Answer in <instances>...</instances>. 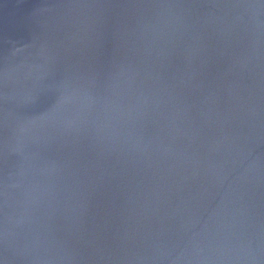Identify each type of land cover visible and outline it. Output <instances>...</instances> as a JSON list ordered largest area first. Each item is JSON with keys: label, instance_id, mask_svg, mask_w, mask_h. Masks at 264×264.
<instances>
[{"label": "water", "instance_id": "water-1", "mask_svg": "<svg viewBox=\"0 0 264 264\" xmlns=\"http://www.w3.org/2000/svg\"><path fill=\"white\" fill-rule=\"evenodd\" d=\"M0 264H264V0H0Z\"/></svg>", "mask_w": 264, "mask_h": 264}]
</instances>
